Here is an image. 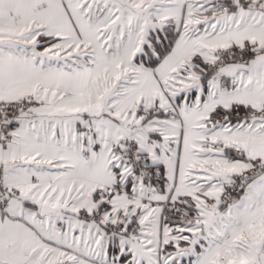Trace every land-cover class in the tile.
I'll list each match as a JSON object with an SVG mask.
<instances>
[{"label":"snow or ice","instance_id":"1","mask_svg":"<svg viewBox=\"0 0 264 264\" xmlns=\"http://www.w3.org/2000/svg\"><path fill=\"white\" fill-rule=\"evenodd\" d=\"M0 264H264V0H0Z\"/></svg>","mask_w":264,"mask_h":264}]
</instances>
